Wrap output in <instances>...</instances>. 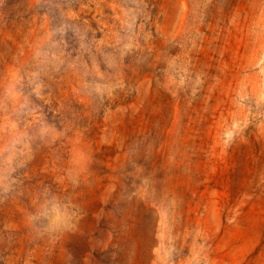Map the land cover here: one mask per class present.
Instances as JSON below:
<instances>
[{"label":"rangeland","instance_id":"obj_1","mask_svg":"<svg viewBox=\"0 0 264 264\" xmlns=\"http://www.w3.org/2000/svg\"><path fill=\"white\" fill-rule=\"evenodd\" d=\"M0 264H264V0H0Z\"/></svg>","mask_w":264,"mask_h":264},{"label":"clouds","instance_id":"obj_2","mask_svg":"<svg viewBox=\"0 0 264 264\" xmlns=\"http://www.w3.org/2000/svg\"><path fill=\"white\" fill-rule=\"evenodd\" d=\"M68 227H70L71 225H67Z\"/></svg>","mask_w":264,"mask_h":264}]
</instances>
